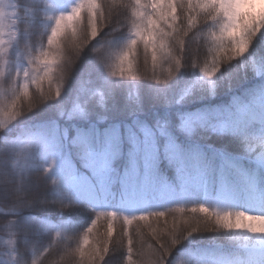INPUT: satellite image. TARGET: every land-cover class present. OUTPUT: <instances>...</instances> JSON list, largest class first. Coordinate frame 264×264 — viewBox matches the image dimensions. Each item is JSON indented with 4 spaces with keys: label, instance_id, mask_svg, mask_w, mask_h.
I'll return each instance as SVG.
<instances>
[{
    "label": "snow or ice",
    "instance_id": "1",
    "mask_svg": "<svg viewBox=\"0 0 264 264\" xmlns=\"http://www.w3.org/2000/svg\"><path fill=\"white\" fill-rule=\"evenodd\" d=\"M5 3L6 0H0V79L5 74L4 57L8 45L17 37L14 25L19 22L15 19L10 22L6 17L3 8ZM130 7L131 39L126 49L119 53L117 66L120 76L127 74L133 81L137 79L133 62L137 59L141 46L144 64L146 66L150 59L153 71L161 62H174L173 68L169 70L171 78L173 72L176 73L183 66L182 61L188 51V38L194 30L201 27V23L204 25L210 22L213 25L208 32L211 61L200 67V71L210 80L217 76L223 65L244 57L254 39L264 33V0H131ZM110 15L105 14L98 0H79L69 12L55 16L46 44L29 56L27 68L22 75L16 74L15 85L21 95L10 105L0 106V129L21 114L18 105L21 99L29 98L31 85H35L37 91L43 95L42 86L47 81L50 90L48 99H53V77L63 61L65 42L74 45L69 55L75 61L86 46L111 23ZM6 35L8 39H5ZM174 48L181 59L173 56ZM198 51V48L192 49L193 58ZM260 55L264 56V50H261ZM193 66H197L195 62ZM117 74L116 71L111 73L113 77ZM168 80L155 78V83L165 84ZM60 96L61 87L57 86L54 99ZM101 101L103 105V96ZM127 110L131 116L129 120L114 121L106 115L91 122V115L85 114L77 106L76 111L89 120L85 127H69L59 133L32 136L21 142L25 145L23 150L14 149L17 158L28 161L34 145L43 147L55 156L61 149V142H65L69 151L60 160L59 166L57 160L52 159L49 167L45 169L46 174L57 168V177L51 180V184L57 186L61 196L63 190L71 188L92 198L97 189L107 192L112 185H117L130 206H136L144 197L157 191L161 194H174L176 185L163 179L164 173L170 169L184 195L200 194L205 201L212 200L214 204L210 206L202 202L198 204V208L190 209L192 213H203V220L197 218L194 224L187 220L182 224L177 222L170 230L166 228L155 233L153 246L158 255L154 264H167L174 248L183 239L200 231L196 226L199 224H203L206 230L223 229L228 233H239L248 241L243 247L242 256L237 257L235 264H255L253 258L257 256L260 257V264H264V214L232 210L241 198H246L250 203L264 209V192L257 191L258 182L264 180V151L255 160L257 169L262 173L261 177H257L246 171V161L234 158L227 142L219 146L208 143L213 136L232 134L264 147V76L258 86L250 91L247 99L236 98L228 107L181 117L176 133L170 127L159 123L149 126L142 121L138 116L142 111L139 103ZM100 120L104 123H100ZM257 124L261 126L260 134L249 136V130ZM181 134L184 135V140L179 138ZM0 174H3L2 168ZM8 180L15 212L23 213L26 209L44 212L53 204L64 206L59 199L49 201L44 196L27 198L19 180L12 176ZM102 215L109 221L106 237L102 243L90 244L89 235L100 218L97 216L76 249L82 264L86 248L91 249L87 264H97V261H104L110 245L116 250L123 247L125 240L127 264H133V236L129 225L133 221H147L150 217L159 220L165 216V212L124 215L123 231L118 242L112 239V221L118 214L108 211ZM12 227L11 224V229ZM9 243L12 246L14 241L10 239ZM140 243L143 246V240ZM33 264L36 262L33 261ZM201 264L208 262L202 261Z\"/></svg>",
    "mask_w": 264,
    "mask_h": 264
},
{
    "label": "trees",
    "instance_id": "2",
    "mask_svg": "<svg viewBox=\"0 0 264 264\" xmlns=\"http://www.w3.org/2000/svg\"><path fill=\"white\" fill-rule=\"evenodd\" d=\"M13 1L19 6L20 35L11 49L9 60L18 56L22 67L18 72L10 64L0 79V106L5 107L21 95L15 85L16 74L22 73L27 68L29 56L46 44L54 18L61 14L54 0ZM98 3L106 15L111 14V23L86 46L75 61L69 55L74 45L65 42L63 61L53 77V99H48L50 90L47 81L42 86L43 95L37 91L35 85H31L29 98L21 99L18 105L21 114L12 121L9 131H0V168L3 169V174H0V253L7 252L10 248L16 264H33V261L36 264H82L76 249L97 216L100 218L89 235L90 244L102 243L106 237L109 221L102 213L114 211L118 214L112 221V239L118 242L123 231L124 215L164 211L165 216L159 220L150 217L147 221H133L129 225L133 236V264H154L158 255L153 246L155 233L166 228L170 230L177 222L182 224L187 220L194 224L197 218L203 220L204 217L203 213L190 211L192 207H199L202 196L184 195L170 169L164 173L163 179L176 185L175 193L167 195L157 191L144 197L136 206H130L125 201L122 190L117 185H112L107 192L97 189L92 198L71 188L63 190L61 196L57 186L51 184V180L57 177V168L46 174L45 169L49 167L52 159H56L59 166L60 160L69 151L67 143L61 142V149L55 156L43 147L34 145L27 161L17 158L14 150H23L25 145L21 142L36 135L59 133L69 127H85L89 120L76 111L77 106L85 114L91 115V122L106 115L114 121H125L131 118L127 109L139 103L142 111L138 116L142 121L149 126L159 123L170 127L176 133L181 117L228 107L236 98L247 99L250 91L258 86L264 76V56L260 55L261 50H264V33L254 39L244 57L223 65L217 76L211 80L204 76L200 67L211 61L208 32L213 25L210 22L204 25L201 23V27L190 35L183 66L176 73L173 72L171 78L169 70L173 68L174 62H161L153 71L150 59L146 66L144 64L142 46L133 62L137 79L133 81L127 74L120 76L117 57L126 49L131 39V0H98ZM72 7L70 5L69 10ZM193 48L199 49L194 58L191 54ZM172 53L176 59H181L176 55L175 48ZM193 62L197 66L194 67ZM10 63L14 64L12 61ZM113 71L118 73L117 76L111 75ZM155 78L169 80L165 84H156ZM57 86L61 87V96L54 99ZM120 97L122 101L119 100ZM100 123L104 121L100 120ZM251 133L256 134L250 129L249 134ZM179 138L185 139L182 134ZM242 138L226 134L222 137L213 136L208 143L219 146L227 142L234 158L246 161L249 175L261 177L255 163L249 162L243 153ZM9 176L19 180L27 198L44 196L49 201L59 199L64 206L53 204L44 212L34 209H26L23 213L15 212ZM204 203L211 206L214 201L204 200ZM10 223L13 225L12 229ZM196 226L200 231L183 239L171 252L167 264H201L202 261H207L208 264H235L237 257L242 256V248L248 241L238 238L236 233H228L223 229L206 230L203 224ZM10 239L14 241L12 246H9ZM90 251V248H86L84 264H87ZM127 260L125 240L123 247L116 250L110 245L104 261H97V264H127Z\"/></svg>",
    "mask_w": 264,
    "mask_h": 264
},
{
    "label": "rangeland",
    "instance_id": "3",
    "mask_svg": "<svg viewBox=\"0 0 264 264\" xmlns=\"http://www.w3.org/2000/svg\"><path fill=\"white\" fill-rule=\"evenodd\" d=\"M3 8H4V13H5V15H6V17H8L9 18V20H10V22H11V20L12 19H14V17L16 18V12L14 11V7H13V5L11 4V2H10V0H6V3L3 5ZM14 27H15V25H14ZM5 39H8V36L6 35L5 36ZM8 48H9V45H8ZM6 64V63H5ZM6 69V67H5V65H4V72L6 71L5 70ZM119 100H121L122 101V97H120V99ZM120 105V104H119ZM0 118H2V117H0ZM10 124H12V121H11V123ZM10 124H8L6 127H4L3 129H0V131H2V130H4L5 132L6 131H9L10 129ZM254 148H255V146H251L250 147V143H246L245 144V147H244V149H247V150H249V153L250 152H252V150H254ZM251 149V150H250ZM261 151H264V147H262L261 146ZM260 151V152H261ZM260 154V153H259ZM264 192V191H263ZM257 207V209H256V211H255V214H257V215H261V214H264V209H262V208H260V207H258V206H256ZM236 211H245V212H247V213H249V214H251V211H250V209H248L247 207H241V206H239V209H237ZM241 235V234H240ZM242 236V235H241ZM139 237H140V235H139ZM11 244H9V246H10ZM254 259V262H255V264H260V257L259 256H257V257H254L253 258ZM0 261H1V264H16V261H15V259H14V255H13V253L10 251V248H9V250L7 251V252H1L0 253Z\"/></svg>",
    "mask_w": 264,
    "mask_h": 264
}]
</instances>
